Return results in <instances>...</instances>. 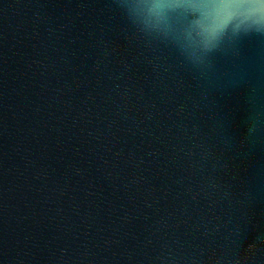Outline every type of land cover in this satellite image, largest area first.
<instances>
[{"label": "water", "instance_id": "obj_1", "mask_svg": "<svg viewBox=\"0 0 264 264\" xmlns=\"http://www.w3.org/2000/svg\"><path fill=\"white\" fill-rule=\"evenodd\" d=\"M0 264H264V0H0Z\"/></svg>", "mask_w": 264, "mask_h": 264}]
</instances>
